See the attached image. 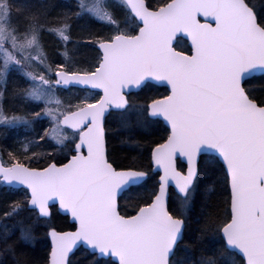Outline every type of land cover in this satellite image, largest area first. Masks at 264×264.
<instances>
[{
    "label": "snow or ice",
    "instance_id": "snow-or-ice-1",
    "mask_svg": "<svg viewBox=\"0 0 264 264\" xmlns=\"http://www.w3.org/2000/svg\"><path fill=\"white\" fill-rule=\"evenodd\" d=\"M0 264H264V0H0Z\"/></svg>",
    "mask_w": 264,
    "mask_h": 264
},
{
    "label": "trees",
    "instance_id": "trees-1",
    "mask_svg": "<svg viewBox=\"0 0 264 264\" xmlns=\"http://www.w3.org/2000/svg\"><path fill=\"white\" fill-rule=\"evenodd\" d=\"M155 91V90H154ZM159 91H163V89L161 88V89H159Z\"/></svg>",
    "mask_w": 264,
    "mask_h": 264
}]
</instances>
